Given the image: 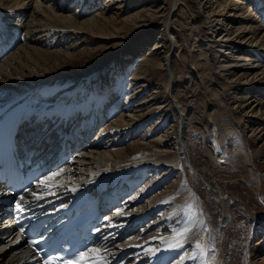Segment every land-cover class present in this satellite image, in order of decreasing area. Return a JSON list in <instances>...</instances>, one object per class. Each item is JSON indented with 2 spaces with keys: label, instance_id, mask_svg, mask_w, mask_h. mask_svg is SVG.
Returning <instances> with one entry per match:
<instances>
[{
  "label": "bare ground",
  "instance_id": "1",
  "mask_svg": "<svg viewBox=\"0 0 264 264\" xmlns=\"http://www.w3.org/2000/svg\"><path fill=\"white\" fill-rule=\"evenodd\" d=\"M179 10L188 89L173 65ZM20 100L37 154L76 149L52 193L99 187L121 205L106 210L101 264H180L197 241L215 264H264V0H0V116ZM190 205L195 226L169 247ZM8 213L0 264H35Z\"/></svg>",
  "mask_w": 264,
  "mask_h": 264
},
{
  "label": "snow or ice",
  "instance_id": "2",
  "mask_svg": "<svg viewBox=\"0 0 264 264\" xmlns=\"http://www.w3.org/2000/svg\"><path fill=\"white\" fill-rule=\"evenodd\" d=\"M64 169H60L59 171L52 172L47 176L43 177L39 180V185L41 186V191L32 192L31 195L33 198L39 200L43 198V194L47 192L48 194L52 193V188H59L62 185L57 181V178L64 174ZM51 181H57L56 183H50ZM74 190V189H73ZM25 191H28L25 189ZM25 197L23 195L20 196V201H23ZM20 201L17 202L16 207L18 209H22V205ZM64 207V205H61ZM189 207H192L191 205ZM107 219V218H106ZM195 218L187 219L186 221H178L177 223L181 224V227L174 229V236L177 238V243L174 245H169V247H178L182 248L184 246V242H186L189 238L190 233L192 232V228L195 226ZM23 231V229H21ZM155 239V238H154ZM33 243H37L33 241ZM42 251V250H41ZM95 252V256L90 255V253ZM193 255H182L180 256V264H183L185 259H190L196 264H215V261H209L205 259L207 257V253L204 251V246L200 241H197L193 248ZM53 259H58L57 257H48L44 260V264H50ZM102 257L99 254V249L95 250H86L81 251L74 254L72 259L63 260V264H101Z\"/></svg>",
  "mask_w": 264,
  "mask_h": 264
},
{
  "label": "rangeland",
  "instance_id": "3",
  "mask_svg": "<svg viewBox=\"0 0 264 264\" xmlns=\"http://www.w3.org/2000/svg\"><path fill=\"white\" fill-rule=\"evenodd\" d=\"M72 5H74V4H72ZM71 8V7H70ZM72 9V11L73 10H75V8H74V6L71 8ZM182 13H185L184 11H177V15L175 14L173 17H175V19L173 20L174 22H172V26H173V29H174V31H175V33L177 34V36H178V40H179V43H180V49L178 50V52H176L175 54H174V56H173V65H174V68H175V75H176V78L178 79V82H179V86H180V84H184L186 87L188 86V28H187V25H185L186 23H184L185 22V18L183 17V15H185V14H182ZM188 15V14H187ZM184 18V19H183ZM178 19V20H177ZM183 20V21H181V20ZM183 22V24H181ZM159 25H157L156 27H158ZM186 30V32H185V30ZM185 44V45H184ZM184 45V46H183ZM186 50V51H185ZM185 51V52H184ZM187 52V56L185 57V58H187V59H185L186 60V65L185 66H183L182 67V65L184 64V63H182V62H185V61H181L182 59H184V58H182L181 56H183V54L184 53H186ZM182 54V55H181ZM178 55V56H177ZM179 55H181V56H179ZM181 57V58H180ZM184 57V56H183ZM178 64V65H177ZM184 67H186L185 69H184V71L183 70H181V68H184ZM180 70V71H179ZM185 72H186V74H185ZM185 74V75H184ZM180 75V76H179ZM180 80V81H179ZM179 89H181V86L179 87ZM187 89H188V87H187ZM182 91H183V89H182ZM114 100L112 99V102H113ZM117 109V112H116V115H118L119 116V114H121V110L119 109V108H116ZM187 109H189L188 111L190 112L189 114L191 115V114H194L195 113V107H194V105H193V107H189V108H187ZM194 109V110H193ZM194 124V123H193ZM191 125H189V127H190ZM213 128H212V126H211V129H210V131L211 132H213V130H212ZM187 130H188V128H187ZM210 131H208L207 132V134H208V136H211V138L212 139H214V137H215V135H217V133L215 132V133H211ZM210 132V133H209ZM200 133V134H199ZM198 134H197V137H198V139L199 140H201L202 138V136H203V134L201 133V132H199ZM33 134V133H32ZM202 134V135H201ZM210 134V135H209ZM213 134V135H212ZM34 135V134H33ZM193 139V138H192ZM191 141V140H190ZM211 143V142H210ZM230 148H231V146H229ZM229 148V149H230ZM56 150V148L53 150V151H55ZM76 151V149H74V152ZM210 161H212V159H209ZM227 162H228V160H227ZM191 170H192V168H190ZM190 169H189V171H190ZM194 170H192V172H193ZM193 174H194V176H195V181H193V183H194V187L197 189V192L201 195V196H203L202 197V199L204 198V197H207V196H211L210 198H212V197H215L214 196V193H212V189L211 188H209V187H207V185L206 184H204V180H202L201 179V176L200 175H198L197 174V172H193ZM201 179V180H200ZM203 183H202V182ZM254 181H255V179H254ZM201 182V183H200ZM142 183H143V181H142ZM252 183V182H251ZM251 185V184H250ZM252 185H253V183H252ZM253 187H254V185H253ZM257 189H258V187L256 186V187H254V192L253 191H249L248 190V192L250 193V195H249V198L250 199H253V202H255V200L257 199V198H255L256 197V194L258 193V191H257ZM200 191V192H199ZM252 194H254V195H252ZM252 195V196H251ZM252 197V198H251ZM190 203L188 202V205H189ZM192 205V204H191ZM211 205V206H210ZM210 205H208V209L209 210H211V208L212 209H215L214 208V205L213 204H210ZM192 206H194V205H192ZM210 206V207H209ZM186 207V209L188 210V215H189V218L190 219H192L193 218V215L192 214H195V212H194V209L192 208V207H189V206H185ZM184 207V208H185ZM183 208V209H184ZM213 215H215V213H213ZM212 218V217H211ZM138 226H141V223L140 224H138ZM215 229V228H214ZM138 230V228L135 230V231H137ZM244 236L246 237V235H245V233H244ZM243 236V237H244ZM1 240H0V244L3 242L4 243V241H5V238H0ZM6 249V248H5ZM206 249L208 250V251H211V250H215V248H214V246L212 245V244H208V247H206ZM263 253H264V251H262ZM260 254V253H259ZM262 254V253H261ZM261 254L259 255V256H261Z\"/></svg>",
  "mask_w": 264,
  "mask_h": 264
}]
</instances>
